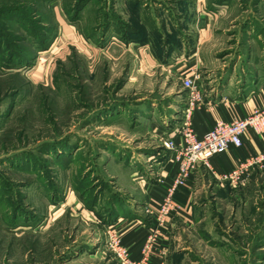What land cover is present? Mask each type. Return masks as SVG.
I'll return each instance as SVG.
<instances>
[{
    "label": "rangeland",
    "instance_id": "rangeland-1",
    "mask_svg": "<svg viewBox=\"0 0 264 264\" xmlns=\"http://www.w3.org/2000/svg\"><path fill=\"white\" fill-rule=\"evenodd\" d=\"M73 3L0 0L14 11L0 19L1 40L33 56L27 67L0 68V264H120L111 226L129 259L144 264L145 241L141 257L131 256L136 225L153 227L143 184L156 178L174 120L176 128L182 122L167 115L183 90L187 103L182 80L196 75L200 87L206 64L264 60V0H88L71 22ZM204 13L212 16L200 21L208 34L193 59ZM126 24L148 40L121 39ZM134 43L158 63L148 64ZM158 46L186 54L165 58ZM250 193L223 203L197 199L171 230L168 251L151 245L150 256L161 264H264V190ZM96 195L88 208L83 198ZM116 200L131 218L104 223L99 214Z\"/></svg>",
    "mask_w": 264,
    "mask_h": 264
},
{
    "label": "crops",
    "instance_id": "crops-1",
    "mask_svg": "<svg viewBox=\"0 0 264 264\" xmlns=\"http://www.w3.org/2000/svg\"><path fill=\"white\" fill-rule=\"evenodd\" d=\"M207 14L208 16H205V13L203 15L200 14L201 19L198 26L204 24L202 29L193 30L196 33V43L194 41V49H190L193 53L188 52L190 57L194 55L193 59H195V55L197 56V53L200 51L199 43L201 39H204L205 35L208 34V28H205L207 22H200L208 19V17H212L209 13ZM133 45L134 50L138 51L139 49L142 54L145 53L144 56L148 64L158 63L156 60L153 62V59L146 54L148 52L146 46L137 45L136 43ZM127 46L132 45L128 44ZM185 52V48H183L177 56L176 52L172 53V55L176 56L174 58L177 59L183 56L182 54H186ZM189 56L187 57L190 58ZM176 61L180 60L177 59ZM238 64L237 62H227L213 67H209L206 64L207 68L210 69L199 87L201 92H203L204 101L191 110L189 117V123L197 136H202L218 120L230 121L232 119L243 118L249 115L253 109L264 106V60L248 61L244 65L241 64L239 66ZM183 91L182 94L176 95L172 99L173 102L178 103V109L176 110L178 113L174 114L176 113L175 111L172 115L167 114L171 119L175 116L180 117L181 121L184 120L187 103L186 91ZM168 116H164L167 121L170 120ZM171 123L173 124V122ZM177 123L174 120L175 127H172L168 134L174 137L176 142L180 139L176 128ZM241 140L242 145L239 148L230 146L226 151L212 157L209 160L210 168L199 164L190 172L189 180L191 187L188 190L190 194L189 201L182 202L180 204L181 207L173 211L166 219L165 224L160 227L155 239L156 242L153 245L155 248L160 249L162 252L168 251L167 247L170 244L169 234L171 230L176 227V223L181 219L183 220L185 217L190 216L191 208L195 205L197 199H213L217 203H223L228 197L232 198L241 195L247 197L251 194V191L256 196L264 190V161L250 168L249 179L245 186L234 187L228 178L229 173L236 169L240 162L249 155H255L260 152L264 145V132L256 133L252 128H248L242 133ZM161 150H163L161 154L162 158L158 167H156L158 169L156 170V178L152 182H147L148 184H143V181H141L145 191V195L141 199L144 198L143 202L152 201L150 202L152 206H156L161 201L166 188L171 184L175 172L174 152L162 147ZM129 196L134 201L135 196L131 193H129ZM136 228L140 229L141 232H136L135 235L138 236L131 243L132 245L134 244V247L131 249V256L134 260H137L139 256L141 257L139 249L145 241V236H147L151 226L144 223V225L137 224ZM147 260L145 262L147 264L162 263L161 259H158L155 255L149 256Z\"/></svg>",
    "mask_w": 264,
    "mask_h": 264
},
{
    "label": "built area",
    "instance_id": "built-area-1",
    "mask_svg": "<svg viewBox=\"0 0 264 264\" xmlns=\"http://www.w3.org/2000/svg\"><path fill=\"white\" fill-rule=\"evenodd\" d=\"M195 77L197 76L194 75V78L187 76L181 82L182 87L188 90V99L184 120L177 128L180 136L179 141L176 142L172 136L162 140L161 146L174 152L175 172L161 201L155 207L148 208L153 227L149 230L143 244L144 260L150 256L151 252L149 251L152 250L160 227L164 225L168 216L181 207L182 202L189 201L190 172L199 164L210 168L209 160L226 151L230 146L239 148L242 145L241 135L248 128H252L256 133L264 132V106H262L253 109L249 115L243 118L230 121L218 120L202 136H197L189 123L191 110L197 107L202 100L201 91L195 84ZM262 161H264V145L258 154L249 155L229 173L228 178L231 184L234 187L245 186L249 179L250 168ZM114 229L111 226L107 230L109 246L118 257L120 264H135L129 259L127 250L121 244L118 233Z\"/></svg>",
    "mask_w": 264,
    "mask_h": 264
},
{
    "label": "trees",
    "instance_id": "trees-1",
    "mask_svg": "<svg viewBox=\"0 0 264 264\" xmlns=\"http://www.w3.org/2000/svg\"><path fill=\"white\" fill-rule=\"evenodd\" d=\"M87 1L88 0H74V3L72 5H70L69 8L68 7L66 8L68 16H69V21L75 22L78 20V18H79L78 14L82 10V8L85 6V3ZM224 1L225 0H216V3H223ZM134 7H137V6H134ZM131 9L136 11L137 8L132 7ZM13 12L14 11L9 10V8H7V9L6 8H0V19L6 18L7 21L11 20L8 16H5V15L13 13ZM15 12L20 13L19 10H16ZM1 17H5V18H1ZM109 24L110 23L108 21L103 23L105 28H107L109 26ZM125 27H127L126 28L127 30H119V32L121 34L120 37L124 41L133 40V41H137L139 43L140 42L144 43L148 40L145 36L139 35L140 34V28H138L137 26H133V25L130 26V25L126 24ZM31 32L34 33V30H32ZM48 34H49V32L46 31L45 34L43 35L42 42L37 43V47H41V49H45L47 47V45H48L47 41L49 39ZM98 41H100V40H98ZM2 48L3 49L5 48V50H3L5 52V55H3L2 52H0V68L27 67L32 63L33 56L30 57L29 56L30 54L28 52H24V51L18 52V51L11 50L10 48H8L7 43L4 44V40H1V35H0V50ZM158 50H160L159 52L161 53V56H163L164 53H166L165 54V58H166L170 53L175 51L176 48L174 49V47H173V48H170L169 50H165V48H163L162 46H158ZM16 73H18V72H16ZM97 196L98 195L93 196L92 198H90V200L85 199V197L83 198L84 202H86V206L88 208L93 209L94 205L97 202ZM53 201H57V200L55 199ZM116 202H117L116 203L117 205L113 204L112 206L110 205V206H107L106 208H104L105 212L103 215L99 214V216L102 217V221L104 223L111 224V223L115 222L119 216L126 217L127 219L131 218L132 213L128 209L126 210L124 203H122L119 200H116ZM12 223H14V221Z\"/></svg>",
    "mask_w": 264,
    "mask_h": 264
}]
</instances>
